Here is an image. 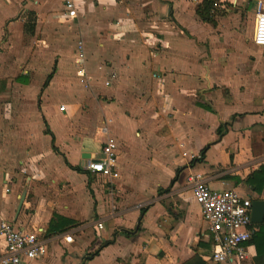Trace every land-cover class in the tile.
<instances>
[{"label":"crops","instance_id":"crops-1","mask_svg":"<svg viewBox=\"0 0 264 264\" xmlns=\"http://www.w3.org/2000/svg\"><path fill=\"white\" fill-rule=\"evenodd\" d=\"M72 1L75 16L66 0H0V64L18 56L29 68L14 75L21 88L0 89V221L47 242L31 264H264L252 239L245 259H208L212 235L188 179L264 199L255 6L258 55L239 36L234 0H213V21L199 12L205 0ZM43 26L63 34L43 46ZM108 140L113 180L82 166Z\"/></svg>","mask_w":264,"mask_h":264},{"label":"built area","instance_id":"built-area-1","mask_svg":"<svg viewBox=\"0 0 264 264\" xmlns=\"http://www.w3.org/2000/svg\"><path fill=\"white\" fill-rule=\"evenodd\" d=\"M254 1L252 38L255 44L264 47V0ZM65 4L69 15L75 16L77 11L74 2L66 0ZM79 64L81 83L91 85L93 77L87 73L82 58ZM61 108L64 109L65 106ZM82 166L110 180L119 177L117 142L108 140L102 146L101 154L87 158ZM188 179L192 183L193 196L201 216L212 235L208 259L217 263L245 259L248 254L247 243L259 230V224L252 221V199L243 197L234 189L210 188L201 173L190 175ZM101 226L103 227L102 224ZM0 238L5 243V252L0 257L2 264H31L32 260L43 257L48 252L47 242L37 233L17 227L8 220L0 221ZM64 239L70 242L73 241V236L67 233L64 234Z\"/></svg>","mask_w":264,"mask_h":264},{"label":"rangeland","instance_id":"rangeland-1","mask_svg":"<svg viewBox=\"0 0 264 264\" xmlns=\"http://www.w3.org/2000/svg\"><path fill=\"white\" fill-rule=\"evenodd\" d=\"M249 1V6H248V9H247V3ZM227 5L226 6H230V8L232 9H240V13H241V21H240V26H239V29H238V32H239V36L242 37L244 40H246L247 42L250 40L248 46H246L248 48L249 51H253L254 54L258 55L259 54V49H260V46H255L254 43L253 45L252 44V40H251V35H252V28L250 29L251 25H252V20H253V14L252 12L254 11V3L255 1L254 0H246V1H239L237 0V3L235 2L234 0V4H230L229 2H226ZM219 7V6H217ZM47 29L45 28V26H43L39 31H38V38H43L44 41H42L41 45H45V46H51V44L48 43V38L47 37H50V35L52 36L53 34L56 35H61L63 34L62 32H59L58 29H55L54 32H48L46 31ZM60 31H62V29H60ZM248 35V36H247ZM36 36V37H37ZM249 37V39H248ZM46 39V40H45ZM243 39L239 38V41L240 43L242 42L243 43ZM31 41V37L30 36H25L24 39L20 40L19 42V45L21 46L22 44H29ZM48 43V45H47ZM244 44V43H243ZM18 45V43H17ZM18 45V46H19ZM251 46H253V48H251ZM264 51V49L262 50ZM15 60H17L16 63H12V64H6L5 63V60L1 62L0 64V89L1 88H6V87H12L14 89L16 88H21L19 84H16V81L14 80V75L17 73V72H20V71H25V70H29L28 68V65L26 62H21L18 58V56L14 57ZM8 61H9V57H8ZM7 68V72L5 74L4 72V68ZM11 68V69H10ZM260 69V68H259ZM37 75V74H35ZM264 89L261 87V90ZM4 164V163H3ZM5 165V164H4ZM119 197L123 196V192L120 190V191H117L116 192Z\"/></svg>","mask_w":264,"mask_h":264},{"label":"trees","instance_id":"trees-1","mask_svg":"<svg viewBox=\"0 0 264 264\" xmlns=\"http://www.w3.org/2000/svg\"><path fill=\"white\" fill-rule=\"evenodd\" d=\"M213 7V0H205V2L203 3V5L200 7L199 12L201 13V16L203 18H205L206 20L209 21H213L212 18L209 16L210 10ZM32 27H34L33 24H31ZM32 29V28H31ZM223 129L222 127L219 128L218 133L219 135L222 134ZM142 211H144V208L142 209ZM252 240L254 241V243L257 246V257L261 258L264 255V222L259 224V230L257 231V233L253 236ZM111 240H106V242H110ZM258 263V261H257ZM186 264H204L200 258H195L192 261H189Z\"/></svg>","mask_w":264,"mask_h":264},{"label":"water","instance_id":"water-1","mask_svg":"<svg viewBox=\"0 0 264 264\" xmlns=\"http://www.w3.org/2000/svg\"><path fill=\"white\" fill-rule=\"evenodd\" d=\"M22 201H23V197L20 201L19 209L21 208ZM252 221L256 224H261L264 222V199H254L253 200L252 202Z\"/></svg>","mask_w":264,"mask_h":264}]
</instances>
